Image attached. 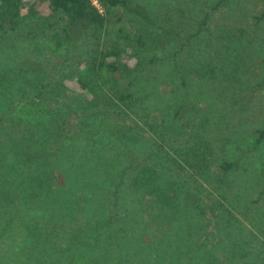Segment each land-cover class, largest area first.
I'll return each mask as SVG.
<instances>
[{
  "label": "trees",
  "instance_id": "1",
  "mask_svg": "<svg viewBox=\"0 0 264 264\" xmlns=\"http://www.w3.org/2000/svg\"><path fill=\"white\" fill-rule=\"evenodd\" d=\"M96 1L101 9L94 0H0V39L6 35L28 38L38 33L32 28L39 23L43 28L37 41L43 46L19 61L28 71L19 67L15 80L6 86V110L0 116V264H67L71 250L52 238L67 232L68 226L84 230L87 241L80 242L79 249L90 247V253L102 256L101 260L97 257L98 264H109L104 258L112 262L113 254L121 255L125 239L142 238L134 236L129 225L144 227V232L137 233L148 243L146 264H222L224 253L233 264L242 259L246 244L242 224L225 202L234 207L232 185L212 172L208 153L194 157L188 144L195 139L176 130L178 120H163L160 115V122L151 121L140 113L142 106L150 104L147 98L121 89V80L142 65L141 54L151 49L150 37L136 32L125 36L127 45L101 41L116 9L157 28L161 38L178 37L179 32L163 27L144 6L133 5L131 0ZM229 2L212 0L197 12L189 1L175 2L162 20L195 23L184 36L190 44L210 31L215 15ZM258 3L261 8L252 17L254 26L264 23V0ZM27 22L33 23L29 32L18 34ZM87 35L96 40L94 46L73 61L71 53ZM126 53L136 60L135 65L126 60ZM29 72L37 82L34 85L26 75ZM16 84L17 89L13 88ZM263 86L264 79L258 87ZM87 111L112 123V135L125 149L119 165L95 160L99 154L89 153L87 146L81 149L71 143L66 145L68 151L56 148L57 139L67 141L70 135L83 137L84 144L93 140L91 126L84 122ZM134 114L138 120L131 119ZM16 127L20 128L18 136L8 138L6 131ZM137 130L149 133L150 156L132 147L139 139L128 134ZM256 133L257 148L264 142V129ZM64 158L70 168H78L70 169L75 194L67 186L69 169L59 164ZM87 166L97 172L105 166L107 186L101 197L83 188ZM233 167L232 162H224L220 170L229 172ZM209 190L215 191L216 200L210 193L202 196ZM132 205L137 211L130 209ZM198 216L202 221L198 222ZM21 258L27 261L18 263Z\"/></svg>",
  "mask_w": 264,
  "mask_h": 264
},
{
  "label": "rangeland",
  "instance_id": "2",
  "mask_svg": "<svg viewBox=\"0 0 264 264\" xmlns=\"http://www.w3.org/2000/svg\"><path fill=\"white\" fill-rule=\"evenodd\" d=\"M181 1L184 0H131L133 5L144 6L163 27L178 31V37L161 38L156 34L157 28L155 30L146 26L140 19L123 9H116L110 16L107 34L101 41L103 45L110 42L127 45L125 36L136 32L150 37L151 49L141 54L142 65L131 71L130 75L124 76L121 89L131 93L137 92L141 97L147 98L146 101L150 104L142 106L145 111L141 109L140 113L147 114L151 121L160 122V115L163 120H178L179 127L176 130L183 133L182 136L189 133L195 139L188 144L194 157L209 154L212 158V172L223 177L227 186L232 185L230 199L234 207L230 206L228 201L225 202L242 224L240 228L243 229L246 250L242 252V259L232 263L264 264V142L255 147L256 132L264 129V86L258 87L264 79V23L254 26L252 22V17L258 14L261 7L258 0H230L215 15L210 31L203 32L190 44H186L184 36L193 31L195 23L191 20H162V15L171 5ZM186 1H189L190 6L197 12L212 0ZM25 4L24 13L27 12L28 3ZM32 25L33 23L27 22L23 30L17 33H28ZM33 30L38 33L35 32L28 38L6 35L0 39V116L4 109L6 110V86L15 80L20 68L28 71V67L20 66L19 61L26 55L36 53L38 47L43 46L42 43L37 44L43 31L40 23L32 28ZM95 41L92 36L83 38L80 47L71 53L72 60L75 61L78 55L86 54ZM124 57L131 65L136 64L130 53H126ZM26 75L33 80L30 81L31 85L37 83L31 72ZM163 84H167L169 88L164 90ZM13 88L17 89V84ZM178 110L179 117H175V111ZM18 114L21 116L22 111ZM85 117L84 122L91 126L93 140L84 144L83 137L70 135L68 142L57 139L56 148L68 151L66 145L71 143L81 149L87 146L89 153L93 151L99 154L95 160H113L110 163L119 165L125 149L112 135V123L103 122L97 113L91 114L89 111ZM131 119L138 120L136 114L132 115ZM18 120L22 122L21 119ZM30 127L32 126H27V129ZM19 131L20 128L17 127L12 130L9 128L6 136L15 138ZM128 136H138V141H132V147L147 156L151 155L152 140L148 132L137 130ZM120 137L118 134L119 139ZM32 149L34 150L33 146ZM102 150L107 154L102 153ZM64 161L65 158L59 164L69 169L67 186L71 193L75 194L77 187L72 180L71 170L76 171L78 168H70V164L66 165ZM224 162H232L234 167L229 172H223L220 165ZM166 175L170 181H176L171 179L172 174ZM106 176L105 166L98 172L87 166L82 176L83 188L88 193L101 197L104 185L107 186ZM209 193L211 198L216 200L212 197L213 193L216 194L214 190H209L202 196L206 198ZM130 207L133 212L137 211L136 205ZM197 220L202 221L199 216ZM128 227H132L134 236L141 235L142 238L137 240V237L131 238L130 234L129 238L133 243L130 239H125V244L119 252L121 255L113 254L112 262L105 257L106 263L129 264L130 259L133 264H146L145 249L148 243L142 233H137L144 232L141 231L144 227ZM66 230L67 232L59 235L55 233L57 238L53 237L52 241H59L62 248L65 246L66 250H71L67 264H98L97 257L101 260L102 256L90 253V247L83 245L79 249L77 246L80 242L87 241L86 235H82L84 230L69 226ZM224 259L222 264H230L226 253ZM25 261L27 258H21L16 263Z\"/></svg>",
  "mask_w": 264,
  "mask_h": 264
},
{
  "label": "built area",
  "instance_id": "3",
  "mask_svg": "<svg viewBox=\"0 0 264 264\" xmlns=\"http://www.w3.org/2000/svg\"><path fill=\"white\" fill-rule=\"evenodd\" d=\"M94 4L99 8L101 9V7L99 6L98 2L96 0H94ZM102 11V10H101Z\"/></svg>",
  "mask_w": 264,
  "mask_h": 264
}]
</instances>
